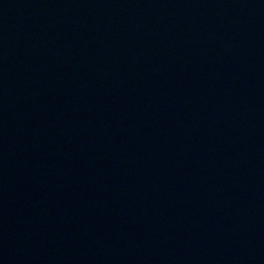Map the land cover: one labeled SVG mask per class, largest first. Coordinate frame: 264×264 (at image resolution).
Returning a JSON list of instances; mask_svg holds the SVG:
<instances>
[{
  "label": "water",
  "instance_id": "95a60500",
  "mask_svg": "<svg viewBox=\"0 0 264 264\" xmlns=\"http://www.w3.org/2000/svg\"><path fill=\"white\" fill-rule=\"evenodd\" d=\"M0 264H264V0H0Z\"/></svg>",
  "mask_w": 264,
  "mask_h": 264
}]
</instances>
